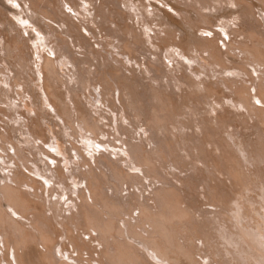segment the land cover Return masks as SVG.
I'll list each match as a JSON object with an SVG mask.
<instances>
[{
    "label": "bare ground",
    "instance_id": "1",
    "mask_svg": "<svg viewBox=\"0 0 264 264\" xmlns=\"http://www.w3.org/2000/svg\"><path fill=\"white\" fill-rule=\"evenodd\" d=\"M4 1L0 0L2 9L7 8ZM23 1L29 2L28 10H31L33 17L38 18L40 15L43 19H49L65 28L58 33L62 39L58 41L57 48L53 47V52L59 59L63 57L62 60H66L74 69L71 73L76 89L63 82L66 84V93H63L64 98L58 97L57 89H53L55 85L50 81L56 70L53 67L54 60L47 58L44 67L39 68V65L37 69V75L42 73L44 76L42 90L47 103H51L49 98L52 97L55 102L51 105L59 120H64V112L69 109L64 103L65 100L72 104L71 116L79 128L96 138L100 135L107 138L108 142H119L122 148L125 147L121 150L122 153L127 156L133 168L140 170L141 177L130 174L122 167L124 165L129 168V164L119 157L118 153L104 152L95 157L94 141L91 142L94 146H88L87 150L75 146L74 142L70 143L69 149L64 145L65 142H59L60 137L56 136L58 154H64L66 149L65 167L71 163L69 150H73L76 158H79L81 165L77 168L78 173L70 171L71 168L66 169L73 180L78 179V182H73L75 187L78 186L76 183L85 182L83 185L88 194L85 190L74 189L75 198L70 197L69 204L66 203L68 208L64 209L63 200L59 195L54 202L49 200L50 191L54 189L43 188L45 191L41 195L46 199L37 205L35 199L30 198L33 194L20 188L24 183L36 193L39 186L34 179L25 176L27 180L22 182L16 175H2L0 264H68L63 256L65 253L67 261L72 259L77 264H264L262 24L258 20L251 22L243 19L245 8L239 0H191L190 4L181 2L183 0H164L171 10L178 15L182 14L181 21L186 25V30L180 38H176L178 40L171 37L169 25L175 23L172 16L163 10L165 22L161 21L158 25L164 28L157 32H163L165 36L158 37V44L154 41L155 35L158 34L152 29L154 27L151 28L156 25L153 23L154 19L145 12L142 3L133 4L135 0H114L113 5H122L125 13L124 16L121 15L122 10L119 8L116 12L117 19L131 20L127 5L132 4L133 9L139 10L141 14V20L137 21L149 32L153 31V37H148L142 28L136 30L134 24L138 26L140 23L135 20V23L125 24L129 38L123 31V34L119 33L117 25L112 30L108 26H101L98 19L107 23L117 22L115 18H111V21L107 19L98 7V13L87 17L82 6L85 3L95 4L97 0ZM221 1L238 8L227 13L229 17L234 16L232 21L238 30L232 29L226 23L221 24V29H230L233 36L238 33L236 37L242 35L244 38V41H236V37L230 40V44L238 45V53H234L235 59L232 63L224 60L223 51L221 52L217 45L220 34L212 31L214 25L209 20L212 17L211 9H225L220 5ZM258 1L260 12L264 14V1ZM203 9L209 12L204 13ZM11 11L13 12L12 9ZM74 17L78 18V23ZM95 17H98L97 20L92 22ZM3 19L0 14V25L4 24ZM96 28L99 29L98 32ZM202 28L213 32L215 38L209 40L191 34L192 30ZM83 29L92 35L97 44L103 42L102 48L111 44L116 51L119 50L117 53L121 57H125L131 64L134 61L137 67L144 69L138 75H123L124 66L113 57L111 51L104 50L111 55L115 61L114 65V61L111 63L107 56L102 60L97 56V51L89 42L90 39L82 33ZM18 30L20 33V28ZM22 31L28 32L26 28ZM48 31L52 36L57 34V30L49 26ZM101 32H104V35L99 38L98 34ZM2 34L4 56L9 57L15 53L16 57L22 59L21 53L24 51L21 52L23 47L21 48L20 44L27 39L32 41L33 38L21 37L22 40L16 41L17 45L13 47L10 40ZM107 37L110 41L106 42ZM113 39L118 41L116 45L111 43ZM74 47L80 50L78 53L82 57L76 56L72 49ZM13 48L15 52H9ZM190 52H195L196 55L191 56ZM202 52L207 53V58L201 56ZM30 53H34L33 50ZM182 59L188 64L182 63ZM238 59L240 61H237ZM164 60L170 62L172 68L169 69ZM92 61H95V64H92ZM197 64L199 67L195 66ZM202 64L209 65L210 71L216 77H222L224 72H234V78L223 76L219 82L226 90L225 94L216 95L220 92L214 87L216 82H207L209 88L205 94L197 95L192 92L201 89V85L205 89L206 82L201 76H206V69L200 67ZM246 64L254 65L253 67L257 68L254 73L257 72L260 77L251 76L249 87H246L247 92L244 93L243 81H237L236 78L246 74ZM83 65L93 66L95 70L92 71V68H85ZM237 70L238 73L235 72ZM246 75L250 76V73L247 72ZM193 77L196 81L191 80ZM184 78L190 80L185 82ZM8 85L11 87L10 83ZM182 85L191 87L190 93L184 94ZM3 92L6 96L5 102L4 99L2 101L6 103L9 96L6 91ZM89 96L93 98V102L88 99ZM81 97L87 104L95 107V116L93 113L81 111L80 105L84 104ZM256 97L262 107H257L252 102L254 98L256 101ZM224 99L230 102L231 107L240 106L246 112L242 133L239 131L241 127L236 132L232 131L236 129L232 126L234 124L231 125L226 120L231 117H226L222 112L217 113L218 108L232 114L233 119L240 115V111L234 113L232 110H224ZM95 102L99 104L98 107ZM28 106L27 102L26 107ZM100 107L106 108L110 113L97 111ZM35 111L34 106L32 112ZM110 115H113V119ZM25 118L32 122L34 120L27 116ZM213 119L219 122H214ZM102 120L105 122L101 123ZM244 123L242 122L243 125ZM25 125L34 140L32 142L39 141L45 145L44 138L32 129L28 122ZM4 129L5 136L0 137V149L8 150L7 144L11 143L14 153L10 157L11 154L7 153V157L19 168L24 165V149L22 151L13 144L7 128ZM71 132V137H74L75 131ZM36 148L41 154H46L40 145ZM111 155L116 157L115 161L111 159ZM82 166L87 167L86 171L81 170ZM96 168L99 169L98 173ZM48 172L54 175L55 183L63 188L64 195L70 194L71 185H66L67 178L63 170L55 167L53 170L48 169ZM171 179H175L174 182L179 181V186L176 187ZM123 187L127 192L124 198L118 195ZM40 200L43 201L39 198ZM37 206H41L38 207L41 210L37 209ZM90 232L96 236H92ZM85 235H88V239H84ZM38 246L41 249H38ZM72 253L76 254V258L69 256Z\"/></svg>",
    "mask_w": 264,
    "mask_h": 264
},
{
    "label": "rangeland",
    "instance_id": "2",
    "mask_svg": "<svg viewBox=\"0 0 264 264\" xmlns=\"http://www.w3.org/2000/svg\"><path fill=\"white\" fill-rule=\"evenodd\" d=\"M13 1H11V0L10 1H8V0L4 1L5 4L7 5L6 9L5 8L2 9V7L0 5L1 18L2 19L4 18L2 20L3 21L2 23H4L3 24L4 27H3V25H0V33L1 34L3 33L2 35H5V37L8 41L10 40V44L13 47H15V45H17V42L21 41L23 37L26 39L30 37V38H33V40L31 41V39H27L25 42H22L25 46H21V45H23L22 43L20 44V47L21 48L23 47L21 49V52L24 51V53H21L24 55V56L22 55V59L16 57L15 53L10 54L11 56L9 55V57H5L4 53H3L4 52L3 51V48H4L3 47V40H2L1 34H0V61H1V63H0V96L2 97V99L0 97V137L5 136V131H4L5 129L4 128H7L11 142L13 144H15L18 148H21L22 151L24 149L23 153H24L25 159H24V165L23 166H21L19 168L16 167L14 162L11 159H9V157L12 156L14 153V148L11 146L12 144L8 142V144H7L8 150L2 151L0 149V156H1V158H0V177L2 175H5V174H6V176L9 175L7 177H12V174H13V175H16V177H18L19 180L21 179L22 182L27 180L26 179L27 177L34 179L37 182V185L39 186V188L36 190V193L33 192V190L31 188H27V186L24 183H22L23 185H21L20 188H21V190H25L29 193L31 192L30 194H33L32 196L34 198L32 196H30V198H32L33 200L35 199L34 201H36L38 203L37 205L42 204L44 202V200L46 199L43 195H41V193L43 191H45L46 189L50 190L51 188H53L54 191H50L49 200L51 202H54L55 200H57V197L59 195L63 200L64 209H67L68 207H67L66 203L69 204L68 199H70V197L75 198L76 194L74 192V189L78 188V191H81V190L86 191L85 185H83V184H85V182L81 181L80 184L76 183V184H78L77 187L74 186L75 183H73V182L74 181L78 182V179L73 180V178H71V176L68 174V169H66V167L69 168V170L71 168L70 171H72L73 173H78L77 168L81 165V162H80L79 158H76L75 152L73 150L72 151L69 150V154L71 156L70 157L71 163L69 165L71 167L69 165L65 167V161L64 160L66 159L65 156H67L66 155V149H64L65 150L64 154H60V155L58 154V150L56 148L57 147V137L56 136H58V138L60 137L59 142H65L64 145L69 147V149L71 148L70 143L74 142L75 146H78L80 148L82 147V148H84V150H87L91 145H93L91 142L94 141V145H95V147H93L94 150L96 152H100L99 154L94 152L95 157H98L101 153H104V152H106V153L112 152V154L118 153V154H120L119 157H122L123 159L126 160V162H128L129 168H125L123 163L121 164V166L123 165L122 167H124V169H126V171H128L130 174L138 175L139 177H141L140 172L132 171L133 165L129 162L127 156L124 153H122V151H121L122 149H125V147L122 148V146L119 145L120 144L119 142L118 143H117V141L114 143L108 142L107 138H103L100 135H98L96 138L93 135H91L89 132L85 133L82 130V128L81 129L79 128V125H77V122L74 121L73 116H71L72 115V110H71L72 104H69L65 99H64L65 100L64 103H65V105H67L66 107H68L70 110L68 108H66V109H68V112H64L65 113V115H63L64 120H59V117H57V115H56L57 112H55L53 110L52 105H51L55 101L52 99V97L49 98L51 103H47V101H46V95L44 94V91L42 90V87H43L42 84H43V77L44 76L42 73L39 74V76H38L37 75V73H38L37 69H38L39 65H41V67H39V68L44 67L45 60L47 58L51 59L52 61L54 60L53 61L54 66L53 65L52 66L56 70L54 69L55 73H53L51 75L50 81H51V83L53 82L52 84L55 85V86L53 85L54 86L53 89H55V90L57 89L56 93H58V97L64 98V94L66 93V91H65L66 89L64 87L66 84H63V82L64 83L67 82L71 88L76 89L75 84H74L73 75L71 73V71H73L74 69L71 67V65L69 63H66V60H62L63 57H60L61 59H59V56L56 57L54 52H53V47L54 46H56V48L58 47L57 43H58V41H60V38H61V36L58 33L60 31H64L65 28L60 24L53 23L49 19H43V17L40 15L39 16L37 15L38 18L36 16L33 17L31 12H30L31 10H28V6L30 5L28 1H26V2H24L23 0H21V1L13 0ZM262 1H264V0H262ZM181 2H183L185 4L186 3L190 4L191 0L190 1L186 0L185 2L183 0ZM238 2L242 3V5H244V8H245L244 9L245 15H243L244 16L243 19L244 20L245 19L250 20L251 22L258 20L259 23L262 24L260 29H262L264 31V19H263L264 14L262 12H260V8H259L260 2L258 0H239ZM23 3H25V5ZM113 3H114V0H97L95 4L91 3L92 5L89 3H85L82 6V10L87 15V17H89V15H91V14L94 15V14L98 13L99 12L98 8H99L100 11L103 13V15L105 17H107V19H109L111 21L112 20L111 18H115L116 22H117L116 24H114L112 22L107 23V22H103L101 19H98L100 21L99 23L101 24V26H103V27L108 26L112 30V29H115L116 28L115 25H117V28L120 29L119 33H121V34L124 33L126 35V37L129 38L128 34H126L128 32V29L125 28V24L135 23L134 20L137 23H140V21H137V20L138 19L141 20V16H140L141 14H139V10L133 9L132 4H128L127 9H128V13L132 16L131 20L127 19L125 21V20L117 19L118 18L116 16L117 10L120 8L122 10V12H120V14L123 15L124 7H122V5H120L119 7H116L113 5ZM140 3H142L145 6L144 7L145 12L148 15H150V17H152L154 19L153 23L156 25L151 26V28L154 27L152 29L155 30L157 34H158V32H157L158 30H161L162 28H164V26L158 25V23H160L161 21L165 22L163 10L172 16L173 20L172 19L171 20L174 21V23H175L174 25H172V24L169 25L170 29L169 28L168 29L170 30V36L175 37V39H176V38H180L184 34L183 31L186 30V25L183 23V21H181L182 14L178 15V13L174 12L173 10L169 11V9H171V8H169V6L166 4V2L164 0H135V2L133 4L141 5ZM220 5L222 7H224L225 9H220L218 11L211 9L212 17L209 20L214 25L212 27V31L214 33L217 32L220 34V36H219L220 38L217 42L218 43L217 45L221 48V52L223 51L222 53H223L224 60H226L227 63H232L234 61L233 59H235L234 53L235 54L238 53V45H236L235 43L230 44V40H231V38L236 37V35H238V33H235L236 35L233 36L231 34L230 29H226L223 31L221 29V27H222L221 24L226 23V25L231 26L232 29H237L238 27L234 24L235 22L232 21L234 16L229 17L228 11L236 10L238 8H236L234 5H230L229 3L223 2V1H221ZM84 8H85V10H84ZM7 9H9V10L6 11ZM11 9L13 10V12L11 11ZM203 12L208 13L209 10L203 9ZM15 14H17V15H15ZM223 14L226 15V18H225V15H223ZM186 15H188V14H186ZM98 17H95L92 20V22H95L97 20L96 18H98ZM39 19H40V21H39ZM74 20H76L75 22H77V23L79 22L78 18L74 17ZM237 24L239 25V23H237ZM45 25H46V27H45ZM142 25H143L142 23H140L138 26L136 24H134V27L136 28V30L138 28H142V30H144L146 32V35L148 37L149 36L153 37V35H155V33H153V31L149 32L148 30L145 29V26L143 25V27H142ZM48 26L57 30V34H55L54 36L50 35L49 31H48ZM169 26H166V27H169ZM19 28L21 30L20 33L18 30ZM25 28L28 30V32L22 31V29H25ZM8 29H10V30H8ZM125 29L127 30V32ZM95 30L97 32L99 31L98 28H96ZM8 31H10V32H8ZM122 31H123V33H122ZM221 31H222V34H221ZM190 32H191V30H190ZM213 32L210 33V32H208V29L202 28L201 30H198V29L192 30L191 34L195 37H199V38L202 37V38H206V39L211 40V39L215 38ZM9 33H11V35ZM82 33L90 39L89 42L92 43V47L97 51V56L100 57L101 60L103 59L104 56H107L109 58V61L111 63H113L112 61H114V60L112 59L111 55L109 53H106L104 50L111 51L113 53V57H115L117 60H119L122 63L121 65L124 66L123 70H122L123 75H125V76H134L136 74L138 75L140 73V71L142 69H144V67H140V66L137 67V65L135 64L134 61L131 64L129 61H127V59L125 57H123V56L121 57V55H119L117 53V52H119V50L116 51V49H114L111 46V44H106L105 48H102L101 44L103 42L97 44L98 42L85 29L82 30ZM205 33H207L208 35H205ZM223 33H226V35H224ZM163 34H164L163 32H159L158 35H155V38L157 40L155 39L154 41L158 42V44H159L160 40L158 37H160V38L164 37L165 35H163ZM15 35H17V36H15ZM98 35H99V38H101V36L104 35V32H101ZM13 36L16 37L17 39L14 38ZM7 37H9V38H7ZM13 39L15 42L13 41ZM235 39H236V41H244V38L242 37V35L237 36ZM52 40H54L55 42H52ZM176 40H178V39H176ZM107 41H110V39L108 37L106 39V42ZM111 43L116 45V43H118V41L116 39L115 40L113 39V40H111ZM223 43H225V44H223ZM53 44H55V45H53ZM120 45H122V44L120 43ZM224 45H227V46H224ZM174 48H175V50L177 49L176 47H174ZM72 49H74V51L76 52V56H78V58L82 57L78 53V52H80V50L77 47H74ZM32 50L34 53H30V52H32ZM9 52H15V48L11 49ZM194 54L196 55L195 52H190L191 56H194ZM12 55H14V56H12ZM201 56H203L204 58H207V53L202 52ZM4 58H5V60H4ZM61 61L63 63H60ZM237 61H240V60L238 59ZM64 62L66 64H64ZM181 62L184 63L185 65L188 64L184 59H182ZM198 62H200V61L198 60ZM164 63L166 64V66L169 69L172 68V64L170 62H168L167 60H164ZM61 64H62V66H61ZM92 64H95V61H92ZM114 64H115V61H114L113 65ZM19 66H20V68H19ZM83 66L85 68H89V69L92 68L91 69L92 71L95 70L93 66H89V67L86 65H83ZM195 66L199 67L198 64ZM253 66L254 65H251V64L250 65L248 64L247 66H245V69L248 70L247 72L250 73V76L246 75L247 72L245 74L246 76L243 74V76L239 75V77H238V75H237L238 78H236V80L237 81H243L242 86L245 87L244 93L247 92L246 87H249V81H250L251 76L256 77V78L260 77V75H258L257 72L254 73V69L256 67L254 68ZM200 67H202V68L204 67L206 69V76H201V78L204 79V81L206 82L204 84L205 89L201 85V89L198 88L199 90L196 89L195 91H192V92L196 93L197 95L205 94L206 93L205 91H207L209 88V86L206 85L207 82H211V83L216 82L214 87H216L215 89L217 90V92L220 91L216 95L220 96V94H223V93L225 94L226 90L221 85L222 83H219L220 80H222L221 78L223 76H225L227 78H229V77L234 78V77L229 76L228 73L224 72L225 75L223 74L222 77L221 76L219 77L217 75L219 77L218 78L212 74V72L210 71L211 69H209L210 68L209 65L202 64V66H200ZM17 68H18V71H17ZM235 72L238 73V70ZM179 73L181 74L183 72H179ZM59 77H60V79H59ZM56 79H57V81H56ZM183 80L185 82H188L190 79L188 80L187 78H184ZM191 80L196 81V79L194 77L191 78ZM6 82L10 83L11 87H9L8 83H6ZM189 84H191V82ZM186 86L187 85H182V88L184 89L182 92L184 94L190 93V91L192 89L191 87H188V86L186 87ZM189 88H191V89H189ZM1 90L6 91L8 94L7 96H9V100H6V103H4L6 93H4ZM200 92H202V93H200ZM96 98H97V96H96ZM88 99H90V101L93 102V98L91 96H89ZM257 99L258 98L256 97V101H258ZM64 100L62 99V101H64ZM253 100H252V102L254 103L255 106L262 107V105L259 104L260 102L257 103L255 101V98ZM81 101L84 103V104L80 105L82 107L79 106L80 109L82 108L81 111L82 112L87 111V112H90V114L93 113L92 115L95 116V114H94V111L96 110L95 107L93 105L90 106L89 103L87 104L83 97H81ZM27 102L29 104L28 107H26ZM33 102H35V104H33ZM223 103L225 104L224 110H226V109L229 111L232 110V112H234V113H238L240 111L239 112L240 115L237 116V119H235V118L233 119V117L231 116L232 114L225 113L223 110H220L218 108H217V110H218L217 113L222 112L224 115H226V117H227V115H228V117H231L230 120H228V119H226V120H227V122L229 121L230 124L231 123L234 124V125H232V124L231 125L237 129V130L232 129V131L236 132L241 127L239 129V131L242 133V128H244V126H245L244 117H245L246 112L243 109H241L240 106H237L234 108L231 107L230 102L226 101L225 99L223 100ZM34 106H35V110H36L35 113L32 112ZM95 106L98 107L99 104L97 102H95ZM84 108H86V110ZM88 109H89V111H88ZM101 110L106 114L110 113V112H108V110L106 108H102V107H100V109H98L97 111H101ZM18 114H21L22 117L19 116ZM8 115L10 116V118H8ZM25 116H27L28 118H33L34 123L31 120L28 121L25 118ZM110 116H112V119H113V115H110ZM213 121L219 122L218 120L216 121L214 119H213ZM231 121H233V122H231ZM241 121L244 123V125L242 124ZM26 122H28L30 127L32 129L36 130L37 133L40 134L44 138L45 145H43L42 143L40 144L39 141L32 142L34 140L29 135L28 127H26V125H25ZM104 122H105V120L101 121V123H104ZM35 123L37 125L39 123V125L36 126ZM112 123H113V121H112ZM124 125H126L125 122H124ZM259 127H260V125H259ZM71 130L75 131L74 137H71L72 136V134H70V133H72ZM251 132H253V130ZM86 139H88V140H86ZM69 141H71V142H69ZM37 145H40L41 149L46 154H41L40 151L37 150L38 148H36ZM97 145H100L101 147L97 148ZM34 146H36V147L34 148ZM147 148H149V145L147 146ZM38 151H39V153H38ZM7 153H9L11 155H9ZM39 154H40V156H39ZM8 155H9V157H7ZM89 155H90V153H89ZM2 158H4V159L2 160ZM87 158L89 159L91 164L94 165L92 163L93 160L89 156ZM111 159L113 161H115L116 157L114 158V155H111ZM50 161H52V162L50 163ZM57 161H59V162H57ZM55 167L62 169L63 173H65L64 175L67 178L66 179V183H67L66 185H71L70 186V188H71L70 194L64 195V191L62 190L63 188L61 186L59 187V185H57L55 183L54 175H51L48 172V169L53 170ZM72 167L74 168V170ZM86 169H87L86 166L81 167V170L86 171ZM97 170H99V169L96 168L95 171L97 172ZM25 176H27V177L25 178ZM21 177H23V179ZM174 180L175 179H171V182L174 183L176 185V187H178L179 181L174 182ZM45 181L47 182L46 184H45ZM144 182L147 183L146 181H144ZM2 183H3V181L0 180V185ZM125 191L126 190H124V187H123L122 191L118 192V195H120L122 198L126 197L127 192H125ZM34 193L36 196L34 195ZM85 193L88 194L87 191ZM122 194L124 196H122ZM37 195L38 196L40 195V196L37 197ZM63 197H67L68 199L65 200ZM39 198L42 200L44 199V200L39 201ZM38 207H41V206H37V209L41 210V208H38ZM75 212H76V210H75ZM134 214H135V212H134ZM134 214H133V216L135 217ZM13 217L18 219V217H16V216H13ZM91 233L92 232H90V234ZM91 235L96 236V234H94V233H92ZM84 239H88V235H85ZM37 248L41 249L40 246H38ZM69 249L71 250V247H69ZM10 253H9V257L11 259ZM66 255L67 254L65 253L63 256L65 258V261L68 264H77L72 259L67 261ZM75 255L76 254L72 253L69 256L76 258Z\"/></svg>",
    "mask_w": 264,
    "mask_h": 264
},
{
    "label": "snow or ice",
    "instance_id": "3",
    "mask_svg": "<svg viewBox=\"0 0 264 264\" xmlns=\"http://www.w3.org/2000/svg\"><path fill=\"white\" fill-rule=\"evenodd\" d=\"M169 11H171V9H169ZM205 35H208L207 33H205ZM228 75L229 76H232V75H235L234 73H228ZM257 103H259V101H257ZM101 146L100 145H97V148H100ZM52 161H50V163H51ZM132 171H134V172H139L140 170L139 169H137V168H133L132 169ZM47 182L45 181V184H46ZM64 199L65 200H67L68 198L67 197H64ZM9 211H11V209H9ZM13 215H15V213H13Z\"/></svg>",
    "mask_w": 264,
    "mask_h": 264
}]
</instances>
